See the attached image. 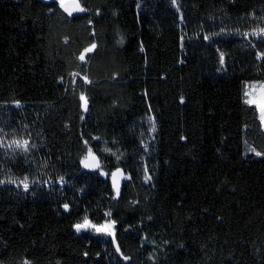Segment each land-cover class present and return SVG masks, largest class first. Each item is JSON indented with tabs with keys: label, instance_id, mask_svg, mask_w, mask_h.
<instances>
[{
	"label": "trees",
	"instance_id": "trees-1",
	"mask_svg": "<svg viewBox=\"0 0 264 264\" xmlns=\"http://www.w3.org/2000/svg\"><path fill=\"white\" fill-rule=\"evenodd\" d=\"M178 1L183 24L165 3L144 14L137 0H79L86 11L68 17L55 0H0V106L22 105L2 118L41 144L37 164L19 159L11 172L20 179L37 167L42 180L65 182L32 195L0 185V264H264V155L250 151L264 153V129L243 102L245 83L264 81V41L246 48L200 34L215 12L241 18L264 11V0ZM89 147L106 173L122 170L119 192L81 164ZM86 215L116 222L128 262L112 237L75 233Z\"/></svg>",
	"mask_w": 264,
	"mask_h": 264
},
{
	"label": "rangeland",
	"instance_id": "rangeland-1",
	"mask_svg": "<svg viewBox=\"0 0 264 264\" xmlns=\"http://www.w3.org/2000/svg\"><path fill=\"white\" fill-rule=\"evenodd\" d=\"M66 1H69V0H66ZM137 1H138L137 2V12L144 13V14H149L151 12L150 10L152 9V6H154V3H157V4L165 3L168 7L172 9L174 13L178 14L179 23L183 24L182 15L179 14L180 4L178 0H176V6L172 5V0H137ZM259 27H264V11L263 10H256L245 17L234 18V19L227 17L222 11L219 10L215 12L213 15H211L210 17L203 20L202 27L200 29V34H202V37H204L205 35L210 36L209 40H204L206 43H211L212 41L214 42L218 39H223V38H238L242 41V44L246 45V48H251L254 42L264 41V36H253L250 34L247 38H245L243 35L236 34V31L239 30L240 33H243V32L251 33L252 29L259 28ZM221 29L225 30L223 34L212 35L213 33H221ZM257 60H260V59H257ZM218 68L221 69L220 71H218L219 73L225 72V64L221 66L219 60H218ZM244 89L250 94L248 98L259 99L262 95H264V81L247 82L245 83ZM21 107H22L21 104L19 107H17L14 103L10 105L0 106V129H2V131H0V144L7 145L13 138L29 139V138H25V130L22 129V127L21 128L18 127V129L16 130L12 129V127H10L9 124L7 123V120L2 118V115L4 113L8 112L9 114L11 110L19 109ZM153 120H154L153 118L148 117V118H145L142 122L144 124V131H143L144 133L142 137V142H143L142 148L144 151V156L142 158V167H143L142 179L146 187H150V185L152 184V179L146 181V175L151 177L149 170L147 173H145L144 169L145 167H147L146 164L148 162V159L150 158L149 148L151 144H153V142L155 141L156 131L154 132L150 131V129L153 126L152 125ZM31 144H35L36 147L32 148ZM40 149H41V144L39 143V138H37V135L35 137V140H30L29 151L27 153H25L22 149H17L16 151H13L10 148L0 146V181H5L4 183H0V185L2 186L13 185L17 191H21L24 194L31 192V195L34 194L36 191L38 192V189H41L42 187L45 188L46 193H49V191H51L50 189L55 187L56 184L62 189L65 186V182L61 184L57 181V183L54 184L51 181H49L50 186L45 185L44 180H42V177H41V172L39 171L37 167L36 169L35 168L32 169L31 170L32 173L27 176L29 178V181L32 182L30 183L29 190L25 191L23 186L20 185L19 183L8 182L9 179L16 180L17 182H19L20 180L24 178V177L20 179L17 178L11 172L10 166L19 159L24 160V161L32 160L31 162H36L37 164L36 160L38 159L37 158L38 156H36V154H39ZM88 169L98 170L102 176L104 177L109 176L110 180L112 181L113 172L110 174L106 173L104 170H102L101 165L99 168H88ZM124 179H127V178L124 177V175L122 174L119 177V186ZM82 219L79 222H81ZM84 230L96 233L92 229H84ZM113 233H114V228H113Z\"/></svg>",
	"mask_w": 264,
	"mask_h": 264
},
{
	"label": "snow or ice",
	"instance_id": "snow-or-ice-1",
	"mask_svg": "<svg viewBox=\"0 0 264 264\" xmlns=\"http://www.w3.org/2000/svg\"><path fill=\"white\" fill-rule=\"evenodd\" d=\"M55 2L59 5V7L66 13H68V15H72L74 12H85L86 9L84 7L81 6V4L79 3V0H72V3H67L66 0H55ZM172 5L176 6V0H172ZM139 7V5H138ZM51 11V9H50ZM89 23H91V20H89ZM225 32L224 29H221V33H213L212 35H220L223 34ZM236 34H240L243 35L245 38H247L250 34L253 36H264V27H259V28H255L251 30V33L249 32H243L240 33L239 30L236 31ZM204 40H209L210 36L209 35H205ZM67 39V38H66ZM97 44L96 43H92L91 45L85 47L83 49V51L80 52L79 56L77 57L80 61H85V56L86 54L92 53L94 50L97 49ZM253 47H255V45H253ZM141 51H143V45L141 44ZM217 52L219 53V62L220 65L223 66L225 64V53L220 52L219 49H217ZM256 58L260 59V60H264V51H258L256 53ZM218 71H220L221 69H217ZM73 75H78L76 73H73ZM83 81L85 84H90L91 81L89 80V78L87 76L82 77ZM249 93L247 91L244 92V103L247 105H255L256 108L258 109L259 112V120L261 122V125L264 126V95H262L259 99L257 98H248L249 97ZM80 101L81 103V107L84 108L85 110H87V104H88V100L87 97L85 95L84 92L80 93ZM17 107L20 106V102L19 101H14L13 102ZM152 128L150 129V131H155V122L153 120L152 122ZM27 127V126H25ZM0 131H2V129H0ZM93 139H96L95 137H93ZM85 146H87V141L84 142ZM143 143V142H142ZM29 145H30V140L29 139H15L13 138L7 145H2L0 144V146H4L7 148L12 149L13 151H16L17 149H22L25 153H27L29 151ZM32 148H35L36 145L35 144H31ZM147 147V146H146ZM105 151H110V149H105ZM250 151H252L253 153H255L256 156H262L264 155V153L257 151L254 147L250 148ZM120 157L117 156V160H119ZM81 164L85 167V168H99L100 164L98 161L97 156L95 155V153L93 152L92 148H88L87 149V153L85 154L84 157H82L81 159ZM145 173L148 172L147 167H145L144 169ZM103 174V173H102ZM122 175V170L120 168H116L115 171L112 173V182H113V188H115L117 190V192H119V177ZM151 177L146 175V181L150 180ZM57 181L61 184L64 183V177H58ZM5 181H0V183H4ZM10 183H19L20 185L23 186L24 190L27 191L29 190L30 187V182L29 178L27 176H25L22 180H20L19 182H17L16 180H12L9 179ZM45 185H49V181H44ZM66 211L69 210V204L65 203L62 206ZM107 215V214H106ZM115 221L112 220H105L103 224H98V223H93L89 217L86 215L83 217L81 222H77L76 224L73 225V227L77 230V232H79L81 229H92L94 230L96 233H102L105 234L107 236L112 237V243L113 245L116 246V252L117 253H121V249L120 246L116 243V239L113 233V228L115 225ZM85 255H87L85 253ZM123 259L125 261H128L130 258L127 256H123V254L121 253ZM24 264H30V262H28L27 260L24 262Z\"/></svg>",
	"mask_w": 264,
	"mask_h": 264
},
{
	"label": "water",
	"instance_id": "water-1",
	"mask_svg": "<svg viewBox=\"0 0 264 264\" xmlns=\"http://www.w3.org/2000/svg\"><path fill=\"white\" fill-rule=\"evenodd\" d=\"M40 1H42V2H44V3H50V2H52V1H54V0H40ZM67 3H72V0H69V1H66ZM59 9L61 10V12L64 14V15H66V16H68V17H75V16H77V15H79L81 12H74L71 16L70 15H68V13H66V12H64L60 7H59ZM82 110H83V112L85 113L87 110H85L84 108H82ZM74 231H75V233L78 235V236H80L82 233H83V231H84V229H81L79 232H77V230L74 228ZM114 248H115V251H116V246H114ZM116 254L124 261V262H128V261H125L124 259H123V257H122V255H121V253H117L116 252Z\"/></svg>",
	"mask_w": 264,
	"mask_h": 264
},
{
	"label": "crops",
	"instance_id": "crops-1",
	"mask_svg": "<svg viewBox=\"0 0 264 264\" xmlns=\"http://www.w3.org/2000/svg\"><path fill=\"white\" fill-rule=\"evenodd\" d=\"M255 106V105H254ZM258 115H259V113H258ZM263 129H264V126H263Z\"/></svg>",
	"mask_w": 264,
	"mask_h": 264
}]
</instances>
